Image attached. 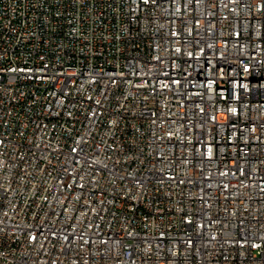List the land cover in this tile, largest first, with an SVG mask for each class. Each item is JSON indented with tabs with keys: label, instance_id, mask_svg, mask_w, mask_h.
Wrapping results in <instances>:
<instances>
[{
	"label": "built area",
	"instance_id": "obj_1",
	"mask_svg": "<svg viewBox=\"0 0 264 264\" xmlns=\"http://www.w3.org/2000/svg\"><path fill=\"white\" fill-rule=\"evenodd\" d=\"M0 264H264V0H0Z\"/></svg>",
	"mask_w": 264,
	"mask_h": 264
}]
</instances>
